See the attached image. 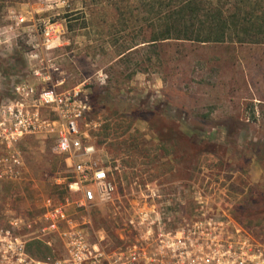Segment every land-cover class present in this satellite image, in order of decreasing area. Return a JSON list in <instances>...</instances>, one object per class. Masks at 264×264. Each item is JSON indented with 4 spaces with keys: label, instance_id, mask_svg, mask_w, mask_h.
<instances>
[{
    "label": "rangeland",
    "instance_id": "374dc122",
    "mask_svg": "<svg viewBox=\"0 0 264 264\" xmlns=\"http://www.w3.org/2000/svg\"><path fill=\"white\" fill-rule=\"evenodd\" d=\"M1 24L0 103L21 80L83 83L89 95L81 129L118 187L113 203L89 208L96 230L121 233L136 196L157 181L173 183L185 216L225 211L264 239V32L240 29H264V0H0ZM222 25L224 41L197 40L219 37ZM251 38L261 41L238 40ZM15 148L24 165L19 178H0V229L35 219L48 196H79L54 137ZM52 243L31 250L61 253V240Z\"/></svg>",
    "mask_w": 264,
    "mask_h": 264
},
{
    "label": "built area",
    "instance_id": "2783aa9c",
    "mask_svg": "<svg viewBox=\"0 0 264 264\" xmlns=\"http://www.w3.org/2000/svg\"><path fill=\"white\" fill-rule=\"evenodd\" d=\"M49 79L48 73L43 80ZM60 84L40 87L21 80L13 86L15 97L0 103V144L7 148L0 157V178L20 177L24 163L15 148L19 141L54 137L56 150L74 173L68 189L79 196H48L35 219L14 217L1 228L0 264H264V239L225 211L202 209L195 217L185 216L173 183H148L121 233L112 237L96 230L89 208L113 203L118 187L111 166L97 157L96 146L81 129L91 108L83 83L69 89H59ZM204 197L200 192L197 200L204 202ZM56 238L61 253L40 257L32 252L34 240L52 248Z\"/></svg>",
    "mask_w": 264,
    "mask_h": 264
},
{
    "label": "trees",
    "instance_id": "16d2710c",
    "mask_svg": "<svg viewBox=\"0 0 264 264\" xmlns=\"http://www.w3.org/2000/svg\"><path fill=\"white\" fill-rule=\"evenodd\" d=\"M220 29H222L220 32V34L218 35L219 37H216V38H213L212 36H209V38H206V39H197L199 41H210V40H216V41H224L226 39V30H225V25H222L219 27ZM263 27L262 26H253V27H243V28H240L242 30V32L244 33H254V34H259V33H263L264 32V29H262ZM187 37V36H186ZM169 38L167 35H163L162 38L160 39H167ZM176 38H182V37H176ZM186 39H193V37H187ZM240 42H260L261 40L260 39H238ZM34 242L31 243V245L33 244ZM40 247H38L39 249ZM40 251H41V248H40ZM36 256H39V255H36Z\"/></svg>",
    "mask_w": 264,
    "mask_h": 264
},
{
    "label": "crops",
    "instance_id": "0c3cea01",
    "mask_svg": "<svg viewBox=\"0 0 264 264\" xmlns=\"http://www.w3.org/2000/svg\"><path fill=\"white\" fill-rule=\"evenodd\" d=\"M10 12H12V9L10 10ZM15 12V11H14ZM13 26H15V23L13 22V21H11V22H9L8 24H6V31H9V29L11 28V27H13ZM4 26H2V24H1V26H0V30H3L4 28H3ZM4 35H6V34H4ZM4 35L3 34H1L0 35V42H3L4 40Z\"/></svg>",
    "mask_w": 264,
    "mask_h": 264
}]
</instances>
